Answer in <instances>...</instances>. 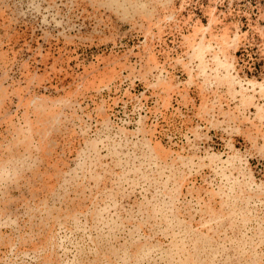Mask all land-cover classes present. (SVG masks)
Here are the masks:
<instances>
[{
    "label": "rangeland",
    "instance_id": "374dc122",
    "mask_svg": "<svg viewBox=\"0 0 264 264\" xmlns=\"http://www.w3.org/2000/svg\"><path fill=\"white\" fill-rule=\"evenodd\" d=\"M0 264H264V0H0Z\"/></svg>",
    "mask_w": 264,
    "mask_h": 264
}]
</instances>
